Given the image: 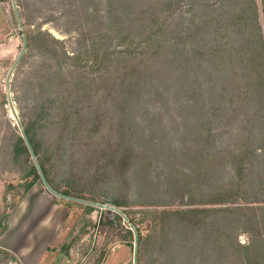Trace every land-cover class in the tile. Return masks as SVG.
<instances>
[{
    "label": "rangeland",
    "instance_id": "374dc122",
    "mask_svg": "<svg viewBox=\"0 0 264 264\" xmlns=\"http://www.w3.org/2000/svg\"><path fill=\"white\" fill-rule=\"evenodd\" d=\"M122 1L162 42L196 36L193 99L168 44L119 86L152 54L106 57L104 0H0L2 244L28 264H264V0Z\"/></svg>",
    "mask_w": 264,
    "mask_h": 264
},
{
    "label": "trees",
    "instance_id": "16d2710c",
    "mask_svg": "<svg viewBox=\"0 0 264 264\" xmlns=\"http://www.w3.org/2000/svg\"><path fill=\"white\" fill-rule=\"evenodd\" d=\"M106 5V14H105V35L107 36L105 42V55L109 57V53H116L119 52L120 54L125 55V52L130 53L133 48H141L142 46L149 47L151 49V56L150 51H146L141 58L135 60V63L130 64V68L128 70L127 67H123V71L120 72L121 76L119 77L120 82L119 86H123L127 88L128 91H132V95H136V90H134L133 86L136 84L137 79L139 78L137 75L138 72L142 68H146L149 66L150 58H154L155 55L158 53V45L166 46L168 44L171 47L170 53L178 58L176 53L177 50H180V57L182 58V65H183V78L182 80H186L188 83L187 87L183 89V93L186 94L188 99H193L196 95V86H197V71L198 67L195 65L194 60L196 59L197 55V48H196V36L192 33L186 34V39L191 43V47L188 49L185 48V44L187 41H183L182 43L172 41L169 42L165 41L162 42L160 36L154 34L153 31L150 32V23L153 22L152 18L150 21L146 22L149 18L148 16L151 13L150 10H145V15L147 17H138L139 12H134L132 9L130 10L129 6L124 5L122 0H104ZM150 13V14H148ZM149 23V33L143 37L142 40H137L132 34L137 33L140 30H145L148 28ZM211 27V26H209ZM208 34L210 35L211 32L209 31ZM53 42H56L52 39ZM115 41H118L115 43ZM257 42V39L254 40V43ZM113 43H115L113 45ZM138 44V45H137ZM173 46V47H172ZM176 49V50H175ZM213 49V40H211V44L208 47V52L210 53ZM263 50L259 51L255 58L251 59L252 68L257 69L258 74L264 78V55ZM193 52V53H192ZM190 73H193V77H190ZM118 85V84H117ZM132 87V89H130ZM140 93V91H138ZM129 96V92L127 94ZM24 179V187H23V194L28 192L39 179V176L34 167L30 169V171L23 177ZM66 194V193H65ZM184 214V212L180 213Z\"/></svg>",
    "mask_w": 264,
    "mask_h": 264
},
{
    "label": "crops",
    "instance_id": "0c3cea01",
    "mask_svg": "<svg viewBox=\"0 0 264 264\" xmlns=\"http://www.w3.org/2000/svg\"><path fill=\"white\" fill-rule=\"evenodd\" d=\"M2 239V238H0ZM0 251H3L1 252L2 254H4L5 256L9 255L10 257V254L13 255V260L16 261L14 262L13 264H18L17 261H21L22 264H28L27 263V253H25L24 251L20 250L21 249V243H19V240L17 242H13V244L10 245V247L8 245H5L4 243L2 244L1 240H0ZM8 257V259H9ZM29 261H31L29 259ZM42 260L40 259L39 262H38V259L33 263V264H40Z\"/></svg>",
    "mask_w": 264,
    "mask_h": 264
},
{
    "label": "water",
    "instance_id": "95a60500",
    "mask_svg": "<svg viewBox=\"0 0 264 264\" xmlns=\"http://www.w3.org/2000/svg\"><path fill=\"white\" fill-rule=\"evenodd\" d=\"M23 40H24V38H23Z\"/></svg>",
    "mask_w": 264,
    "mask_h": 264
}]
</instances>
